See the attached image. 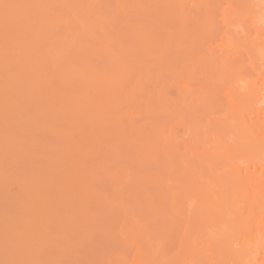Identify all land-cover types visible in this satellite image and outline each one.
Instances as JSON below:
<instances>
[{"label":"bare ground","instance_id":"bare-ground-1","mask_svg":"<svg viewBox=\"0 0 264 264\" xmlns=\"http://www.w3.org/2000/svg\"><path fill=\"white\" fill-rule=\"evenodd\" d=\"M0 264H264V0H0Z\"/></svg>","mask_w":264,"mask_h":264}]
</instances>
